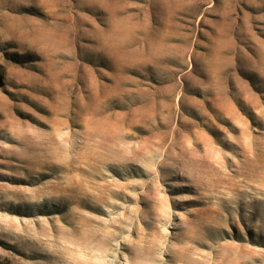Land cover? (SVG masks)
Masks as SVG:
<instances>
[{"label":"rangeland","instance_id":"rangeland-1","mask_svg":"<svg viewBox=\"0 0 264 264\" xmlns=\"http://www.w3.org/2000/svg\"><path fill=\"white\" fill-rule=\"evenodd\" d=\"M0 264H264V0H0Z\"/></svg>","mask_w":264,"mask_h":264}]
</instances>
